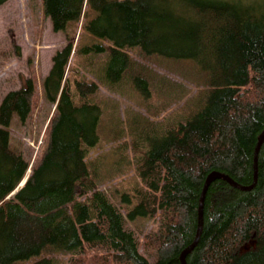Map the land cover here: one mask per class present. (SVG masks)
Listing matches in <instances>:
<instances>
[{"label":"trees","instance_id":"trees-1","mask_svg":"<svg viewBox=\"0 0 264 264\" xmlns=\"http://www.w3.org/2000/svg\"><path fill=\"white\" fill-rule=\"evenodd\" d=\"M41 4L54 31L67 32L70 23L81 22L101 40L85 50L109 53L104 75L108 84L120 83L130 68L131 46L193 59L207 74L196 109L179 111L187 101L170 113L167 124L149 123L152 132L133 140L138 180L120 204L98 186L95 167L91 170L87 161L99 138L101 108L87 97L97 92L95 82L76 83L79 104L68 90L66 69L74 41L68 39L54 53L44 79V96L56 109L48 123L47 143L32 166L12 146L10 127L16 116L26 123L31 115L33 80L27 77L26 83L8 91L0 102V264H182L180 253L196 235L207 174L223 172L244 186L254 179L253 151L264 128V3L41 0ZM132 81L148 84L138 74ZM136 217L158 223L143 232L142 244L140 234L129 225ZM52 251L69 258L57 260L47 254ZM88 251L92 255L84 262ZM186 261L264 264V142L252 189L236 188L224 179L210 183L200 239Z\"/></svg>","mask_w":264,"mask_h":264},{"label":"rangeland","instance_id":"rangeland-1","mask_svg":"<svg viewBox=\"0 0 264 264\" xmlns=\"http://www.w3.org/2000/svg\"><path fill=\"white\" fill-rule=\"evenodd\" d=\"M243 1L264 3V0ZM84 8L91 12L88 2ZM68 39L74 41V51L66 69V85L76 104L81 102L77 82L98 85L97 92L87 96L101 108L97 123L99 138L90 148L87 161L91 170L95 167L98 186L120 204L122 195L138 180L133 163L138 152L135 154L133 140L152 132L149 123L167 124L172 117L170 113L187 101L186 108L179 111L189 113L190 109H196L202 100L197 94L205 85L207 73L193 59L170 57L161 52L146 53L138 46H131L127 48L131 56L130 68L120 83L108 84L104 82V75L109 53L85 50L101 40L82 27L81 22L77 26L70 23L67 32H56L50 19L43 14L41 0L0 3V102L8 91L26 83L27 77L33 80L31 115L26 123L16 116L10 127L12 146L26 156L31 166L47 143L48 123L56 109V104L44 96V79L52 67L54 53L63 48ZM104 44L109 43L104 41ZM137 74L146 79L148 89L132 81ZM157 224L156 220L143 217H136L129 223L140 234L141 244L145 242L143 232L154 229ZM91 252H87L84 262L90 260ZM47 254L57 260L69 258L66 253L52 251Z\"/></svg>","mask_w":264,"mask_h":264},{"label":"water","instance_id":"water-1","mask_svg":"<svg viewBox=\"0 0 264 264\" xmlns=\"http://www.w3.org/2000/svg\"><path fill=\"white\" fill-rule=\"evenodd\" d=\"M263 141H264V131H263L262 134H260L259 141H258V144H257L256 149H255L256 152H255V158H254V179H253V182L250 185H247V186L241 185L240 183L235 181L233 178H231L229 175H227V174H225L223 172H219V171H212L206 177L205 182H204V186H203V189H202V192H201V196H200V199H199L198 226H197L196 235H195V238H194L193 242L190 245H188L187 247H185L182 250L181 254H180V260H181L182 264H187L186 256L188 255L189 252H191L195 248V246L199 242L200 235H201L202 228H203V205H204V199H205V194H206V191H207L210 183L213 182L216 179H224L229 184H231L232 186H234L236 188H239V189H242V190L252 189L255 186L256 181H257V177H258V156H257V154L259 152V149H260L261 144L263 143ZM25 181L26 180H24L22 183H20L19 187L22 186ZM19 187L12 194H14L19 189Z\"/></svg>","mask_w":264,"mask_h":264},{"label":"bare ground","instance_id":"bare-ground-1","mask_svg":"<svg viewBox=\"0 0 264 264\" xmlns=\"http://www.w3.org/2000/svg\"><path fill=\"white\" fill-rule=\"evenodd\" d=\"M263 131H264V128L261 130V132L258 134V137H257V142H256V145H255V148H254V151H253V159L255 158V152H256V146H257V144H258V141H259V136H260V134H262L263 133ZM264 142V141H263ZM262 145V144H261ZM261 148V147H260ZM260 150V149H259ZM257 156L259 157V152H258V154H257ZM213 171H216V170H213ZM212 172V171H211ZM211 172H209V173H211ZM208 173V174H209ZM208 174H207V176H208ZM206 176V177H207ZM203 189V188H202ZM182 252V251H181ZM181 254V253H180Z\"/></svg>","mask_w":264,"mask_h":264}]
</instances>
